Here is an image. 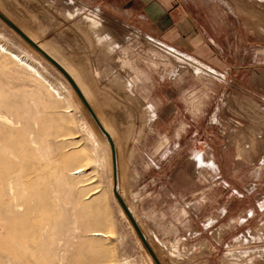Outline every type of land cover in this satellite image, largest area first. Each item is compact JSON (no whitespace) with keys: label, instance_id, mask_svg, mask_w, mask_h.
Instances as JSON below:
<instances>
[{"label":"rangeland","instance_id":"374dc122","mask_svg":"<svg viewBox=\"0 0 264 264\" xmlns=\"http://www.w3.org/2000/svg\"><path fill=\"white\" fill-rule=\"evenodd\" d=\"M208 1L230 7L229 0ZM23 3L0 0V11L25 27L29 16L23 14ZM239 12L224 17L240 27L233 31L244 43L240 53L253 51L254 61L245 64L256 72L254 95L246 94L251 88L245 78L224 79L195 59L215 74L200 72L194 59L190 65L168 48L129 33L123 52L108 47L109 67H96L93 60L83 66L75 58L87 82L71 68V58L52 54L92 95L96 111L108 117L119 150L116 186L161 264H264V187L252 188L253 168L246 163L233 175L241 181L227 173L220 176L213 164L215 154L235 147L249 151L256 162L264 156V0H254L251 16ZM0 39L52 83L0 52V217L17 212L13 218L18 230L12 234L20 239L16 261L152 264L113 194L110 149L92 130V119L69 83L1 20ZM36 42L45 46L38 36ZM156 87L158 104L150 96ZM155 105L159 119L152 131ZM167 131L180 139L165 143L161 136ZM222 141L227 145L223 150ZM166 149L175 158L160 159ZM182 152L190 153L189 162L176 157ZM79 167L83 171L72 174ZM8 183L13 199H8ZM13 203L19 211L7 210ZM91 229L105 236H92ZM200 248L206 252H193Z\"/></svg>","mask_w":264,"mask_h":264},{"label":"crops","instance_id":"0c3cea01","mask_svg":"<svg viewBox=\"0 0 264 264\" xmlns=\"http://www.w3.org/2000/svg\"><path fill=\"white\" fill-rule=\"evenodd\" d=\"M23 1V14L29 16L25 27L37 33L46 51L51 55L54 54L55 58H71V68L78 71L79 77L84 82L85 80L87 82V76L84 75L83 79L81 62L75 58H81L83 66L93 60L94 66L105 67L110 64L109 58H112V52L108 47L113 46L115 53L123 52L122 45L129 33L151 38L181 54L199 59L224 79L233 81L238 77L245 78L246 83L250 84L247 86L251 88L247 89L246 94L254 95L256 72L254 66L245 64L254 61L253 51L251 54L249 51L240 53V48L244 45L243 40L233 33L240 27L228 22L224 17L227 14L240 13L239 9L247 16H251L254 13V0H229L227 2L228 5L230 4L229 8L222 7V2L217 5L211 4L208 0ZM242 28L245 31L253 29L248 26ZM154 89L150 96L152 103L155 97L158 104V88ZM152 110L154 117L149 124L152 131H155L159 119L158 105L153 106ZM161 137H166L165 143L180 139L178 134L169 135L168 131ZM228 137L231 139L228 143L233 145L234 136L229 132ZM221 143L220 149L223 150L227 145H224V141ZM167 149L160 151V159L175 158L173 152ZM176 157L186 159L188 162L191 159L189 152H182ZM213 158L218 161L221 159L231 165V170L228 171L222 162L218 163L217 160L213 162L214 169L220 176L224 173L232 176L240 173V168L246 163L253 168L249 176L252 188L264 187V156L259 157L260 162H256L249 151H238L235 147L229 152L223 150L219 156L215 154ZM232 179L241 181L238 175L237 178L233 176ZM187 185H190L189 178ZM205 250L200 248L193 252L204 253Z\"/></svg>","mask_w":264,"mask_h":264},{"label":"bare ground","instance_id":"6f19581e","mask_svg":"<svg viewBox=\"0 0 264 264\" xmlns=\"http://www.w3.org/2000/svg\"><path fill=\"white\" fill-rule=\"evenodd\" d=\"M0 10H1V8H0ZM4 12V11H3ZM2 12V13H3ZM6 14V13H5ZM10 16V15H9ZM8 16V17H9ZM95 23V22H94ZM18 27L22 30V31H24L25 33H26V35L28 36V37H30L34 42H36V34L33 32V31H29L27 28H25L24 26H19V24H18ZM94 29V28H93ZM96 29V28H95ZM94 31V30H93ZM92 31V32H93ZM37 43V42H36ZM39 46L42 48V49H44L45 50V46H43L42 44H39ZM32 49V48H31ZM170 50V49H169ZM46 51V50H45ZM0 52H2V53H5V54H8L11 58H13L14 60H16V61H18L20 64H22L23 66H25L26 68H28L29 70H31L32 72H34L37 76H39L40 78H42L44 81H46V82H48L49 84H52L50 81H49V79H47L34 65H32L29 61H27L23 56H21L20 54H18V53H16V52H14V51H12L1 39H0ZM48 52V51H47ZM170 53H175L176 54V56H177V59H179V60H181V61H185V63L187 62V63H189L190 65H193V62H191V60H193L194 58H190V57H182L181 55H179L178 53H176V51H172V50H170ZM50 54V53H49ZM51 55V54H50ZM52 56V55H51ZM180 56V57H179ZM53 57V56H52ZM183 59H182V58ZM54 58V57H53ZM195 60V59H194ZM190 61V62H189ZM59 62V61H58ZM60 63V62H59ZM194 63H196V64H194L193 66H194V69H196V70H199L200 72H205V73H215V72H213L212 70H210V69H208L207 68V66H205V67H202V66H200V64L199 63H197L196 62V60H195V62ZM61 64V63H60ZM63 67H64V69L71 75V77L74 79V81L76 82V84L78 85V87L80 88V90H81V92L83 93V95H84V97L86 98V100L88 101V103L90 104V106H91V108H92V110L94 111V113H95V115H96V117L98 118V120H99V122H100V124L102 125V127L108 132V134L110 135V137L112 138V140H113V142H114V146H115V154H116V168H117V171H116V179L117 178H119V175H118V168H120L118 165H119V150H118V145H117V143H116V141H115V139H114V135H113V131L109 128V126L111 125H109L108 123H107V118L108 117H104L103 115H102V113H99V111H96V108L94 107V104H92V102H91V100L89 99V97L90 96H92V95H90V96H88V94H86L87 92L85 91L86 90V88L84 89L83 88V86L80 84V81H78V79L73 75L74 74V72H72L70 69H68L65 65H63V64H61ZM75 70V69H74ZM77 71V70H76ZM77 73H78V71H77ZM84 84V83H83ZM71 87V86H70ZM72 88V87H71ZM57 90V89H56ZM73 90V89H72ZM71 90V91H72ZM73 92H74V90H73ZM75 93V92H74ZM91 93V92H90ZM76 94V93H75ZM76 96H77V94H76ZM78 97V96H77ZM91 98V97H90ZM77 100L79 101L78 103H81L82 104V102L80 101V99H79V97L77 98ZM83 105V104H82ZM69 107V106H68ZM83 107H84V105H83ZM97 107V106H96ZM85 108V107H84ZM68 109V108H67ZM100 109V108H99ZM66 110V109H65ZM71 109H68V110H66L67 112L68 111H70ZM86 110V109H85ZM87 111V110H86ZM88 113V112H87ZM89 114V113H88ZM90 116V115H89ZM91 118V117H90ZM93 121V120H92ZM91 120H90V122H91V125H92V130H94V132L102 139V141L108 146V148L110 149V146H109V143H108V141H107V139H106V137L100 132V130L97 128V126H96V124L94 123V121L92 122ZM28 136V135H27ZM30 136V135H29ZM25 137H26V135H25ZM31 137V136H30ZM34 140H32L31 139V143L33 142ZM35 142V141H34ZM27 143H29L30 144V140H29V142L27 141ZM28 145V144H27ZM28 146H30V145H28ZM30 148V147H29ZM35 148V147H34ZM31 149H33V148H31ZM7 151H11V150H7ZM9 153H11V152H9ZM110 154H111V151H110ZM9 156V155H8ZM7 157V156H6ZM109 158V157H108ZM8 159H9V157H8ZM111 166H112V158H111ZM7 170V169H6ZM120 170V169H119ZM73 171V170H72ZM83 171V168H81V167H79V168H77V169H75L74 171H73V173L72 174H75V173H79V172H82ZM6 172V171H5ZM2 173H4V172H2ZM10 173V172H9ZM9 173H7V174H9ZM6 174V173H5ZM12 175V174H11ZM14 176V175H13ZM13 176H11V177H13ZM17 176V175H16ZM16 176H15V178H16ZM112 176H113V171H112ZM4 177V176H3ZM2 178V177H1ZM6 178V177H5ZM7 179H8V177H7ZM12 178H10L9 180L11 181V182H13V180H11ZM14 179V178H13ZM17 180V179H16ZM16 180H15V182H16ZM119 180V179H118ZM5 181H7L6 179H4L3 180V182L5 183ZM2 182V181H1ZM7 182H9V181H7ZM116 182H117V180H116ZM9 184V183H8ZM11 184H13L14 185V183H11ZM16 184V183H15ZM3 185V184H2ZM6 187H7V185H5ZM2 189V188H1ZM8 189V188H7ZM6 189V190H7ZM117 190H119V193H120V195L122 194V192H120V189H119V186H118V188H117ZM8 191V190H7ZM7 191H6V193H7ZM93 193L94 192H96V190H94V191H92ZM8 194V193H7ZM9 194H10V196L8 197V199L10 198V197H12V199H13V187L11 188V186H10V184H9ZM1 196V195H0ZM5 196H7V195H5ZM121 196H123V194L121 195ZM15 198V197H14ZM123 198V197H122ZM124 199V198H123ZM117 201V200H116ZM125 201V200H124ZM12 202V201H11ZM0 203H1V200H0ZM10 203V202H9ZM14 203H16V202H14ZM14 203L13 204H9L10 206H9V208L7 209V210H9V211H14V210H18L19 209V205H17V204H15L14 205ZM118 203V202H117ZM125 203H126V201H125ZM2 204H4L3 202H2ZM7 204V203H6ZM21 205V204H20ZM118 205H119V203H118ZM126 205L128 206V208L130 209V211L132 212V214H133V211H132V209H131V207H130V205L128 204V203H126ZM22 206V205H21ZM120 206V205H119ZM2 207V206H1ZM1 207H0V213H1ZM6 207H8L7 205H6ZM28 208H30V207H28ZM22 209V208H21ZM20 210V209H19ZM18 210V211H19ZM29 210V209H28ZM28 210H25V211H28ZM120 210H121V214H123V216H125V214H124V212H123V210H122V208H121V206H120ZM22 212V211H21ZM21 212H18V213H21ZM24 212V211H23ZM16 214H17V212H15ZM6 214H7V212H6ZM14 214V213H13ZM15 214V215H16ZM27 214V213H26ZM1 215V214H0ZM4 216H5V214H3ZM14 215V216H15ZM3 216V217H4ZM8 216H10V214L8 215ZM14 216H12V217H8V218H6V219H4V218H1L2 217V215H1V217H0V264H19V262L18 261H16L17 259H15V258H17L16 256V253H15V247L17 246V245H19V243H20V239L19 240H17V237H13V235L12 234H14V230H18V227H17V229H14V227H16V222H14L15 220H14ZM18 216V215H17ZM21 216H22V214H21ZM21 216L19 217V218H21ZM133 216H134V214H133ZM16 217V216H15ZM24 217V216H23ZM22 217V218H23ZM17 218V217H16ZM19 218H18V220H19ZM125 218L127 219V217L125 216ZM134 218H135V216H134ZM136 219V218H135ZM22 220V219H21ZM128 220V219H127ZM17 221V220H16ZM137 221V220H136ZM129 222V221H128ZM18 223L19 222H17V225H18ZM137 223H138V221H137ZM14 224V225H13ZM129 224H130V222H129ZM138 225H139V223H138ZM130 226L132 227V225L130 224ZM139 227H140V225H139ZM133 228V227H132ZM140 229H141V227H140ZM134 230V229H133ZM141 231H142V229H141ZM143 232V231H142ZM15 233H17V232H15ZM136 233V232H135ZM92 236H105V233H103V232H101L100 230H97V229H91V233H90ZM144 234V233H143ZM17 235V234H16ZM15 235V236H16ZM107 236V235H106ZM145 236V235H144ZM5 238V239H4ZM148 241V240H147ZM149 243V242H148ZM18 257H19V255H18ZM148 259H149V261L152 263V264H155L153 261H152V258L150 257V255L148 254ZM18 259H20V258H18ZM18 262V263H17Z\"/></svg>","mask_w":264,"mask_h":264},{"label":"water","instance_id":"95a60500","mask_svg":"<svg viewBox=\"0 0 264 264\" xmlns=\"http://www.w3.org/2000/svg\"><path fill=\"white\" fill-rule=\"evenodd\" d=\"M0 20L6 24L11 30H13L22 40H24L30 47H32L36 52H38L43 58H45L56 70L60 72V74L66 79V81L69 83V85L72 87L74 92L77 94L79 97L80 101L84 105L85 109L89 113L91 119L94 121L96 124L97 128L100 130V132L106 137L109 146H110V151H111V158H112V171H113V194L115 196V199L121 206L125 216L127 217L128 221L132 225L134 231L136 232L138 238L142 242L143 246L146 248L148 251L150 257L154 261L155 264H161L160 261L158 260L156 254L150 247L146 237L144 236L143 232L141 231L136 219L134 218L132 212L126 205L124 199L120 195L119 191L117 190L116 186V154H115V146L112 138L108 134V132L102 127L100 124L98 118L96 117L94 111L92 110L90 104L84 97L83 93L81 92L80 88L74 81V79L71 77V75L64 69V67L55 59L53 58L47 51L42 49L38 43L34 42L30 37L26 35L24 31H22L16 24H14L8 17H6L1 11H0Z\"/></svg>","mask_w":264,"mask_h":264},{"label":"built area","instance_id":"2783aa9c","mask_svg":"<svg viewBox=\"0 0 264 264\" xmlns=\"http://www.w3.org/2000/svg\"><path fill=\"white\" fill-rule=\"evenodd\" d=\"M150 41H153V42H155L156 44H158V45H160V46H164L163 44H161L160 42H157V41H155V40H153V39H151V38H148ZM164 47H166V48H168V49H170V50H172V51H175L174 49H172V48H170V47H167V46H164ZM211 74H215V73H211Z\"/></svg>","mask_w":264,"mask_h":264}]
</instances>
